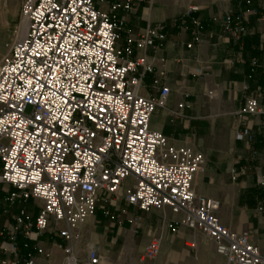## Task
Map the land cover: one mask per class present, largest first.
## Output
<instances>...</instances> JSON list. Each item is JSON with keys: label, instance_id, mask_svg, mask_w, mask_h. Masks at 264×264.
<instances>
[{"label": "built area", "instance_id": "built-area-1", "mask_svg": "<svg viewBox=\"0 0 264 264\" xmlns=\"http://www.w3.org/2000/svg\"><path fill=\"white\" fill-rule=\"evenodd\" d=\"M111 1L22 0L15 39L0 60V186L14 190L11 201L32 200L40 210L34 221L17 216L10 233L29 240L54 235L64 243L59 249L68 256L66 264H101L95 246L84 259L76 248L101 196L116 195L127 184V204L181 214V224L208 240L227 264H264V246L248 232L225 227L217 216L219 201L197 194V181L207 171L205 155L170 144L151 127L170 90L163 87L157 97L140 94L142 79L135 74L139 67L147 70L146 61L133 56L132 40L118 47L123 22L116 14L155 0ZM193 24L200 26L198 20ZM225 30L237 39L246 34L241 24ZM165 31L163 23L149 27L138 48L164 41ZM237 115L240 122L262 119L264 134L260 99H246ZM250 138L249 130L236 134L237 141ZM159 254L160 242L153 240L142 257L153 261Z\"/></svg>", "mask_w": 264, "mask_h": 264}, {"label": "crops", "instance_id": "crops-1", "mask_svg": "<svg viewBox=\"0 0 264 264\" xmlns=\"http://www.w3.org/2000/svg\"><path fill=\"white\" fill-rule=\"evenodd\" d=\"M192 4L181 20L173 23L168 22L165 4L159 0L138 3L130 12L120 10L116 15L123 25L118 47L125 48L132 40L133 56L145 58L147 70L139 67L135 74L142 79V96L157 97L163 87L170 90L166 107L155 112L151 127L163 133L170 144L188 146L205 155L207 171L197 181V194L219 201L220 222L233 232H248L251 241L263 247L262 119L240 122L237 113L248 98L264 102V0ZM191 7L198 11L190 13ZM101 9H108V4ZM159 23L166 25V39L156 41L154 47L138 48L148 28ZM229 24H241L246 34L237 39L225 30ZM253 35L259 37L257 44L245 42ZM243 130H249L251 138L237 141L236 134ZM126 186L118 194L98 200L94 217L83 228L76 248L78 257L86 258L88 247L95 246L106 264H227L208 240L181 224V214L169 209L143 212L127 204ZM13 192L7 185L0 186V264H27L30 260L55 264L47 263L44 255L60 251L59 245L64 243L59 238L42 234L27 247V238L10 233L17 216L25 213L34 221L40 210V204L32 200L11 201ZM153 240L160 242L159 256L153 261L133 262Z\"/></svg>", "mask_w": 264, "mask_h": 264}, {"label": "rangeland", "instance_id": "rangeland-1", "mask_svg": "<svg viewBox=\"0 0 264 264\" xmlns=\"http://www.w3.org/2000/svg\"><path fill=\"white\" fill-rule=\"evenodd\" d=\"M164 3L163 11L169 15L168 22L173 23L180 21L183 14L188 10L191 2L194 4L198 1L201 4L213 3L218 0H159ZM155 2V1H154ZM22 0H0V60L10 47L12 41L15 39V32L19 26L20 21V8ZM30 111V110H29ZM88 222V221H87ZM86 225V224H85ZM100 242V238L97 239ZM67 254L62 250L53 253L48 251L45 253L44 258L46 262L62 263L66 262ZM36 258V257H35ZM37 259V258H36ZM106 258L103 257L102 264H106ZM129 261L130 258H128ZM133 262H145L143 257L132 258ZM35 262V261H34ZM57 262V263H56ZM36 263V262H35Z\"/></svg>", "mask_w": 264, "mask_h": 264}, {"label": "trees", "instance_id": "trees-1", "mask_svg": "<svg viewBox=\"0 0 264 264\" xmlns=\"http://www.w3.org/2000/svg\"><path fill=\"white\" fill-rule=\"evenodd\" d=\"M199 28H200V26H199ZM259 39V37L257 36V35H253V36H251L248 40H245V42H253V43H255V44H257V40ZM25 244H26V246L28 247L29 245H30V240L28 239H25ZM30 254V253H29ZM31 255V254H30ZM29 255V256H30Z\"/></svg>", "mask_w": 264, "mask_h": 264}]
</instances>
